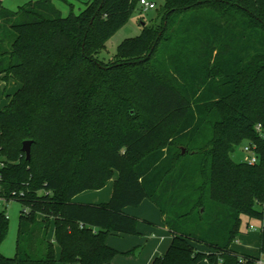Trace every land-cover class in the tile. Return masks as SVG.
Returning <instances> with one entry per match:
<instances>
[{
	"label": "trees",
	"instance_id": "16d2710c",
	"mask_svg": "<svg viewBox=\"0 0 264 264\" xmlns=\"http://www.w3.org/2000/svg\"><path fill=\"white\" fill-rule=\"evenodd\" d=\"M56 1L73 6L0 1V81L19 84L0 110V198L21 206L15 255L0 264H111L107 237L136 235L123 210L144 200L171 234L151 264H257L231 245L244 218L263 221L264 0H163L110 64L96 55L139 0H88L67 16ZM247 143L254 165L231 157ZM115 175L108 202H72ZM7 229L2 209L0 246Z\"/></svg>",
	"mask_w": 264,
	"mask_h": 264
},
{
	"label": "crops",
	"instance_id": "0c3cea01",
	"mask_svg": "<svg viewBox=\"0 0 264 264\" xmlns=\"http://www.w3.org/2000/svg\"><path fill=\"white\" fill-rule=\"evenodd\" d=\"M0 1L3 4L4 0ZM114 178L112 179L113 181ZM104 188L95 191L94 194H89V191L80 193L72 199V202L78 204L106 203L110 199L112 187L109 191L103 190ZM102 191H105V194L100 196ZM123 212L138 220L137 234H110L107 237L106 244L120 253L115 257L111 264H151L155 257L166 251L171 242V234L163 224L161 214L155 205H153L149 200H144L134 210H131V208H125ZM261 226L264 228L263 223ZM247 228L249 229V232H242L238 239L232 243L231 249L239 254L257 257L259 258V262L264 264V258L262 259V256L259 254L260 234L255 238V236L250 233L254 232L255 228L251 225H249ZM48 239H53L52 226L48 231ZM140 247L143 248V252H137V254L135 250L139 249ZM197 248L199 250L206 251V249L201 245H197ZM255 251L258 253V255L253 253ZM136 254L137 257H135ZM58 256L59 249L56 247V257L58 258ZM202 264L206 263L203 262Z\"/></svg>",
	"mask_w": 264,
	"mask_h": 264
},
{
	"label": "rangeland",
	"instance_id": "374dc122",
	"mask_svg": "<svg viewBox=\"0 0 264 264\" xmlns=\"http://www.w3.org/2000/svg\"><path fill=\"white\" fill-rule=\"evenodd\" d=\"M29 1H37V0H4L3 6L8 10H16L18 7L24 5L25 3ZM69 3H72L73 6L70 7L69 5L61 2L56 1L55 6L56 8L61 12L63 16H67L70 11L72 10L74 14H78L80 10L82 9V3L88 1V0H67ZM154 2L155 9L154 10H147L143 11L139 6L135 9L132 16L128 20V22L120 28L105 44V48L99 52L96 55V58L102 62L103 64H110L113 62V58L116 54L117 46L127 38H133L140 35L142 32L143 26L142 24H145L147 26L158 23V10L163 5V0H149ZM19 88V84L15 81H8L7 83L0 81V110L7 104L8 102V96H12L17 89ZM243 146H239L236 148L234 153L232 154V159L235 162H244L246 154L243 153ZM116 178V175H115ZM114 178V179H115ZM113 180H110L106 183V187L103 190L109 191L112 187ZM93 192V193H92ZM95 191H89V194H94ZM105 194V191H102L100 196H103ZM131 208V210H134L136 207H126ZM5 210L7 219H8V229L6 233V237L3 241V243L0 246V252L4 254V256L7 257H13L15 255V246H16V237H17V230H18V221H19V212L21 210V206L18 202L10 201L8 203H0V210ZM260 209V207H259ZM261 209L263 210V221L260 222L258 220H248L247 218L243 219V223L241 226L242 232H249V229L247 228V224L251 225L255 228L254 232H250L255 236H259L262 228V223L264 226V203L261 206ZM253 231V230H252ZM137 253L143 252V248H139L135 250ZM130 253V252H129ZM137 253V254H138ZM256 255L258 253L255 251L253 252ZM137 254L135 257H137ZM130 255V254H129ZM262 259L264 258V255H261Z\"/></svg>",
	"mask_w": 264,
	"mask_h": 264
},
{
	"label": "built area",
	"instance_id": "2783aa9c",
	"mask_svg": "<svg viewBox=\"0 0 264 264\" xmlns=\"http://www.w3.org/2000/svg\"><path fill=\"white\" fill-rule=\"evenodd\" d=\"M139 7L143 11L154 10L155 9V4H154V2L149 1V0H139ZM256 129L260 130V125H258ZM242 149H243L242 150L243 153L246 154L244 162H246L249 165L256 164L257 161H258L256 145L252 144V143H247V144L243 145ZM0 203H3L1 198H0ZM257 264H261V263L258 262Z\"/></svg>",
	"mask_w": 264,
	"mask_h": 264
},
{
	"label": "water",
	"instance_id": "95a60500",
	"mask_svg": "<svg viewBox=\"0 0 264 264\" xmlns=\"http://www.w3.org/2000/svg\"><path fill=\"white\" fill-rule=\"evenodd\" d=\"M142 26H144V24H142ZM22 151L25 153L26 159L29 160L30 158V142L29 141L23 142Z\"/></svg>",
	"mask_w": 264,
	"mask_h": 264
}]
</instances>
